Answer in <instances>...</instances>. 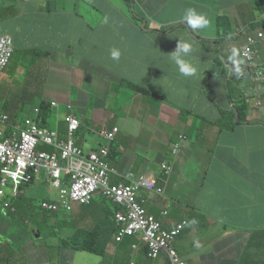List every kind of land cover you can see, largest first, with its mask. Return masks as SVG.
Listing matches in <instances>:
<instances>
[{"label": "crops", "instance_id": "crops-1", "mask_svg": "<svg viewBox=\"0 0 264 264\" xmlns=\"http://www.w3.org/2000/svg\"><path fill=\"white\" fill-rule=\"evenodd\" d=\"M14 2L0 0L5 19L0 27L10 28L16 47L0 85V112L15 122L25 100L57 102L58 122L71 104L82 125L78 143L85 150L108 146L98 130L118 127L111 144L113 165L122 173L160 180V164L171 162L172 143L185 135L166 195L153 200L142 194L149 213L167 229L180 224L179 218L195 221L175 242L180 256L192 264L264 259V82L238 78L229 63L230 52L213 73L211 61L221 56L220 47L206 35L207 43L199 50L204 53L194 55L198 75L180 74L168 58L174 51L168 40L188 42L190 36L186 29L177 33L183 16L169 11L183 6L172 8L169 0H17V8ZM229 10L241 18L237 27L254 22L250 7ZM169 17L176 21L169 23ZM263 18L264 7L253 25ZM112 48L120 50L119 60L110 58ZM258 63L264 67V46L258 47ZM19 78L25 83L21 96L14 91ZM231 92L234 101L228 97ZM232 103L244 107L246 121H238ZM46 127L54 128L50 123ZM41 177L47 183L46 176ZM36 184L25 188L24 196L34 193ZM53 196L47 189L45 197ZM184 199H194L196 206L181 207ZM29 213L37 215L30 209L23 214ZM98 217L102 213L83 220ZM30 243L38 255L43 251L41 258L47 257L46 250ZM109 253L116 254L114 242ZM0 260L8 259L0 253ZM20 261L16 258L17 264ZM138 262L147 263L144 258Z\"/></svg>", "mask_w": 264, "mask_h": 264}, {"label": "clouds", "instance_id": "clouds-1", "mask_svg": "<svg viewBox=\"0 0 264 264\" xmlns=\"http://www.w3.org/2000/svg\"><path fill=\"white\" fill-rule=\"evenodd\" d=\"M12 1H17V0H12ZM187 25L185 24V22ZM105 22H107V18H105ZM181 25L185 26L186 30L189 33L190 40L187 42L185 40H176L173 38H169V43L174 44V51L169 53V60L172 61L178 68L180 74L183 76H192L195 77L199 73V64L194 62L197 60L194 55H196L197 52H200L201 54L204 53V51H199L200 49H203V44L207 43V40L203 37H199L194 31V29H204L209 27L210 21L205 18L203 15H198L193 9L189 8L185 11L183 15V20L180 22ZM252 22L246 26H239L237 27L235 34L238 37H242V35H245L246 41L240 49L237 51L235 55H232L230 58V65L233 68L234 74L238 76V78L241 75H245L247 78L256 81V82H264V67L261 66L258 63V42L259 41H264V29L261 28V25L264 23V18L262 23L255 24ZM177 25L174 26H169V29L171 27H176ZM2 36V34H0ZM14 41V38L9 35ZM247 47H250L251 50L254 52L253 57L249 58L244 54V51ZM16 51L15 47V41H14V53ZM218 52V50H217ZM13 53V54H14ZM121 56V52L117 48H112L110 49V58L113 60H119ZM13 57V56H12ZM188 57H192V62L190 60L186 59ZM194 57V58H193ZM219 58V57H218ZM12 59V58H11ZM10 59V61H11ZM9 61V63H10ZM222 61L220 59L213 58L211 61V64L214 67L213 73L218 70L219 62ZM8 63V65H9ZM7 65V66H8ZM206 65V64H205ZM6 66V67H7ZM5 67V68H6ZM4 68V69H5ZM4 71V70H3ZM3 74V72H2ZM2 77V75H1ZM1 77H0V82H1ZM232 76L227 77V79H230ZM231 98V100L234 101L232 97V92L228 96ZM260 103H257V106H259ZM231 110L235 117H238V121H246V115L244 113L245 109L241 105H236V103H232ZM248 108V107H247ZM45 110L47 111V119H46V124L42 126L43 118L40 117V108L37 106L35 108V113L36 117L35 118H26L23 121H20L18 119H15V122H12V118H10L7 114L0 112V130L2 131V137L3 138H10V137H15L20 139V136L23 131H25L28 128V122L31 124L35 125L37 129L41 132L44 133H51V134H56L55 138L57 139L58 143L62 142H68L70 139L74 141V144L82 150V156L85 159H90L92 155H95L98 160L104 164L106 168L109 170V180H110V185L111 186H119V185H126V186H131L135 189V198L136 202L141 205V207L145 210V213L149 217H153L154 220L159 223L160 228L162 231L168 232V233H173L177 232V234L174 236V239L171 243V247L176 251L177 257L181 262L184 264H188L187 261L182 258L177 251L175 247V242L178 239V237L181 235L183 230H186L187 227L191 226L195 221H189V220H184L177 226H175L173 229H167L163 226L161 223V219L155 217L153 214L149 213V210L147 209L146 202L147 199L142 196L143 193L147 194L150 199H156L157 197L165 196L166 195V189H167V179L171 177L173 174L174 168H175V159H177L181 153V148L183 143L186 141L185 135H181L178 140L174 143H172V151H171V164L168 162H164L160 164V169L163 172L164 179L160 180L158 177H153L148 174H134V173H127V172H120L116 166L113 165V159H114V148L113 145H111L115 139L117 134L119 133V128L115 127L113 129H108L107 127H102L100 130H98L99 136L107 142L108 146H102L100 149H92V150H85L79 143H78V137L80 134V130L82 128L80 119L78 116L75 114L73 110V106L71 104L66 105V110L62 114V119L61 121L55 122L54 119L56 117L57 112L60 111L59 105L57 102H46V108ZM6 118V119H4ZM69 119H72L77 122V126L75 128V132L73 133V136H69V125H71V122ZM49 120H51L49 122ZM50 123L53 125V129H48L46 125ZM60 123L63 124V126L60 125ZM44 147H47L49 149H43ZM38 151L41 152H46L49 154H53L57 152L56 148L51 145L47 144H39L37 147ZM1 168V165H0ZM46 176V182L47 184H51L52 188H54L57 192L54 194L53 197L48 198V200H43L41 202V206L38 207L37 209H40L42 212H48V213H57V214H65V215H70L71 213H80L79 209L83 206H88L92 205L94 200L96 199H106L110 200L114 205H115V212L113 214V222L116 224L117 227V232L113 237H111V240L109 241L107 245V251H108V246H110L111 243L116 244V254L114 256H111L110 253L108 254L109 257L105 258L104 260L97 261V263H103V264H121L124 262L125 258V252L128 250V252L131 255V263L130 264H139V260L141 258L146 259L147 263L146 264H171L170 260L167 258L165 255V251H162L158 257L152 258L149 256L150 254V246L149 243L145 239V233L143 231H138L134 232L133 234H124L123 236H120V233L123 229L127 227L126 222H119L117 215L122 214V215H128V208L126 205L121 204L117 202L114 198H110L105 196L100 190H97L90 201L85 204H77L75 203L73 205V208L71 210H68L64 208L61 203H60V189L56 188L54 186V180L57 178H51L46 170H42L41 173L38 176H33V179L30 182L24 183L21 185V187L18 190V193L16 196L11 195L12 187L9 188L8 194L4 197L5 200L0 201V223L3 224L7 219L10 218V216L20 214L23 210V206H21L20 203V197L24 195L22 193L23 186L30 184L32 182H36V180L41 177L42 175ZM64 182V187L71 188L68 185V182L70 180V175L67 177L62 178ZM150 184L154 185V188L152 189L150 187ZM25 188V187H24ZM28 188V186H26ZM161 189V193H157V190ZM48 190L51 191V187H48ZM52 192V191H51ZM5 203H8V206H5ZM55 204L58 206L56 210H48L43 207V204ZM30 210H33L32 208ZM34 211V210H33ZM41 212V213H42ZM23 213H26L23 210ZM167 212H163V215L165 216ZM25 215V214H24ZM33 214L29 215L32 216ZM94 214L92 213H84L83 212V218L85 216L92 217ZM27 216V215H25ZM45 220H43L40 223H44ZM49 222L52 224H57L58 221L55 219L49 220ZM99 227L97 225L94 228ZM87 229V230H92ZM38 233V230H35L33 232V235L35 236ZM41 235H39L40 237ZM57 241L56 244L60 243V239L56 238L55 241L51 242L54 243ZM126 241H128L127 244ZM197 247H199V243L196 244ZM56 248H54L55 250ZM2 250H0L1 252ZM87 253V252H86ZM91 254V253H90ZM94 255V254H93ZM97 256V255H96ZM104 256V257H105ZM75 257V256H74ZM73 257V258H74ZM100 257V256H99ZM230 260L229 259H224L220 260V264H228ZM238 262V261H237ZM0 264L1 260H0ZM6 264H11L10 260L8 259L6 261ZM34 264H37L34 263Z\"/></svg>", "mask_w": 264, "mask_h": 264}, {"label": "built area", "instance_id": "built-area-1", "mask_svg": "<svg viewBox=\"0 0 264 264\" xmlns=\"http://www.w3.org/2000/svg\"><path fill=\"white\" fill-rule=\"evenodd\" d=\"M13 53V39L9 36H0V77ZM244 54L252 58L254 52L247 47ZM69 121L71 122L69 136H73L77 122L72 119ZM1 135L0 130V201L5 200L4 197L8 194L10 187H12L11 195L16 196L21 185L30 182L33 176H38L42 170H46L51 178H57L53 184L60 189V203L64 208L71 210L75 203H88L93 194L100 190L105 196L114 198L128 208V215H117L119 222L128 224L121 231L120 236L143 231L150 246V257L156 258L165 251L171 264H184L171 247L177 232L162 231L159 223L153 217L146 215L145 210L136 202L133 187L111 186L108 168L95 155L85 159L82 156V150L74 144L73 140L58 143L56 134L41 132L30 122L20 139L15 137L5 139ZM39 144L54 146L57 152L49 154L38 151ZM69 175L68 185L71 188L64 187L62 180ZM150 187L153 189L154 185L150 184ZM161 192V189L157 190V193ZM5 206H8V203H5ZM43 207L48 210L58 208L55 204L47 203H44Z\"/></svg>", "mask_w": 264, "mask_h": 264}, {"label": "rangeland", "instance_id": "rangeland-1", "mask_svg": "<svg viewBox=\"0 0 264 264\" xmlns=\"http://www.w3.org/2000/svg\"><path fill=\"white\" fill-rule=\"evenodd\" d=\"M169 1H171L169 3V6H171L172 8L183 6V8L170 10L169 14H180L181 16H183L185 11L191 8L198 15H203L210 21L209 27L204 29H194V31L197 35H199V37H203L204 35H206L215 41V43L220 47V50L218 51V53L221 54V56H219L220 60H222V56H226L227 52L235 55L240 45L244 44L246 41L245 35H242V37H238L235 34L237 25L242 21L241 18L235 12H231L229 8L235 7L238 11L239 9L241 10L250 7V11L253 10V13H251L252 19L254 21H259L261 9L264 7L260 5L261 3H264V0H185V4L172 2L173 0ZM7 2H9V0H7ZM238 2L242 3L241 6H235ZM17 4L18 2H14L13 6L17 8ZM241 12L243 14L245 13V11ZM4 21L5 19H3L2 11L0 9V24ZM168 21L169 23H174L176 20L175 18L169 17ZM185 24L187 25L186 22ZM9 29H7L6 25L3 26V28L0 27V34L10 32ZM185 29L186 28L183 25L176 30L177 33H182ZM262 29H264V26H262ZM263 46L264 41H259L258 47L262 49ZM226 47H228V49H226ZM186 59L190 60V62L193 64L192 57H188ZM8 69L9 65L3 71L0 82L1 87L3 86L2 82L6 80ZM207 70L210 71V67H207ZM24 87V81L22 80V78H19L14 83L15 93L21 96L24 91ZM209 87L210 85L207 84L202 88L205 90V88L208 89ZM157 97L161 98L160 95ZM40 103L41 102L37 99L25 100L18 108V113L16 115L17 119L23 121L26 117L35 118V108L39 106ZM50 121L51 120H49V122ZM208 126H214L215 128L217 127L212 124H208ZM43 149L48 148L44 147ZM42 176H44V174ZM36 185L37 186L35 192L32 194L28 192L26 197V199L31 201V203H29V206L33 210L41 206V202L44 199L49 186L51 187L52 193L55 194L57 192L54 188H52L50 183H45V179L43 177H39L37 179ZM188 203L196 206V201H194V199H184L182 202H180L181 207L186 206ZM197 208H200V204L198 202ZM79 211L80 213H71L70 215L66 216H64L65 214H60L61 216L58 218V220H66L68 224L57 226H48L45 223H39L45 220V215L41 213L40 209L36 210L37 215L35 219H31V216H29L31 215V213H29L27 216H25L23 213L10 216V218L7 219V221H5L3 224L0 223V249H2L0 253H2V255L9 259L11 264H17L16 258H21V261L18 262V264H32L31 262L38 260L42 255H44L43 251H41L38 255L32 249V245L30 243L31 241L29 240V238L31 235H33V232L35 230L39 229L42 232L43 239L47 244L55 241L56 238H59L60 243H62L64 239L70 237L71 234L75 232L76 228L91 229L96 227L97 225L101 227L109 226L114 223L113 214L115 212V205L110 200L96 199L94 200L92 205L84 207L82 206ZM83 212L96 215H100L102 213V217H98L90 221L83 220ZM179 221L181 223L184 220L179 218ZM213 226L214 223L212 224L211 229L213 228ZM188 228H190V226L187 227L186 230H188ZM39 235L40 234L37 233L35 235V238L39 239ZM43 239H41L40 242H37L38 246L43 247V243L45 242ZM56 243L57 241L55 242V244ZM127 243L128 241H126L125 244ZM55 251L58 252L59 249L56 248ZM74 256L75 260L73 264H94L97 261H101L109 257L108 254L105 257H99L86 252H79ZM124 258L125 260L121 264L131 263V255L128 250L125 252ZM185 260L188 264H192L190 259ZM1 263L6 264V261Z\"/></svg>", "mask_w": 264, "mask_h": 264}, {"label": "trees", "instance_id": "trees-1", "mask_svg": "<svg viewBox=\"0 0 264 264\" xmlns=\"http://www.w3.org/2000/svg\"><path fill=\"white\" fill-rule=\"evenodd\" d=\"M173 27H171L172 29ZM10 34L4 33L2 36H9ZM12 36V35H10ZM13 37V36H12ZM14 38V37H13ZM142 92H146L145 89H140ZM40 108V117L43 118L42 126L46 124L47 119V111L46 108V102H41L39 105ZM34 185V182L27 184L23 186V189L26 188V186L31 187ZM25 187V188H24ZM43 200H48L47 197H44ZM42 200V201H43ZM20 203L21 206H23V210L26 212L31 207L29 206V203H31L30 200L26 199V196L22 195L20 197ZM37 208L34 210L36 211ZM42 212V211H41ZM45 215V224L48 226H57V225H67L68 222L66 220H58V218L61 216L57 213H48V212H42ZM66 216V215H64ZM36 215L33 214L31 216V219H35ZM55 219L58 221L57 224H50L49 220ZM40 223V222H39ZM38 223V224H39ZM117 232L116 224L113 223L109 226H101L94 228L92 230H87L85 228H76L75 232L71 234L70 237L63 240L62 243L54 244L49 243L47 244L46 241L43 239L42 232L38 229V233L41 235L39 239H36L34 235H31L29 240L34 243L37 249H44L47 252L46 258H39L37 260V264H66L69 263V261H73V257L76 253L79 252H87L91 253L100 257H104L107 250V245L109 241L111 240V237L115 235ZM41 239H43L45 242L43 243V247L38 246L37 242H40ZM63 248H62V247ZM54 248H58L59 251H55ZM119 264V263H117ZM228 264H264V259L256 260H240L238 259V262L235 260H231L228 262Z\"/></svg>", "mask_w": 264, "mask_h": 264}]
</instances>
